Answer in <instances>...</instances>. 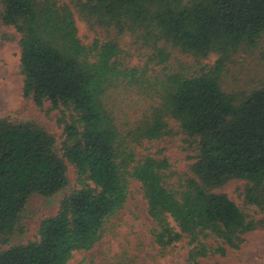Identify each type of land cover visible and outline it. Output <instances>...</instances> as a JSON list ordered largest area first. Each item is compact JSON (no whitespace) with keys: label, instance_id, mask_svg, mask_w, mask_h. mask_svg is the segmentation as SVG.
Returning a JSON list of instances; mask_svg holds the SVG:
<instances>
[{"label":"trees","instance_id":"obj_1","mask_svg":"<svg viewBox=\"0 0 264 264\" xmlns=\"http://www.w3.org/2000/svg\"><path fill=\"white\" fill-rule=\"evenodd\" d=\"M77 19L93 32L89 43ZM0 27L15 30L23 99L62 128L57 147L42 123L0 117V243L31 195L67 186L66 162L78 184L33 239L0 250V264H67L91 249L132 181L153 221L152 243L167 249L186 239L187 264L225 257L264 230V75L225 87L229 66L261 49L264 0H0ZM111 29L132 35L137 53ZM173 50L216 58L172 68ZM132 55L146 61L131 65ZM127 93L136 107L121 117L112 98ZM177 135L196 151L180 172L164 155L136 153L143 141ZM232 179L245 180L243 205L220 191Z\"/></svg>","mask_w":264,"mask_h":264},{"label":"rangeland","instance_id":"obj_2","mask_svg":"<svg viewBox=\"0 0 264 264\" xmlns=\"http://www.w3.org/2000/svg\"><path fill=\"white\" fill-rule=\"evenodd\" d=\"M76 23L79 37L84 43H89L94 37L93 32L85 22L77 19ZM101 31L98 30L100 33ZM112 34L116 35L114 30ZM15 36L14 28L0 27V117L16 121L35 120L42 123L56 134L58 147L62 128L54 119L46 117L22 97V77L19 73L20 50L15 43ZM117 38L123 49L132 54L137 53V45L132 35L124 33ZM172 53L170 62L172 68L183 64L197 69L200 62L213 63L216 58L213 55L209 59L197 61L194 57H188L177 50H173ZM128 61L131 65H141L146 61V57L132 55ZM154 69V74L160 73L159 66ZM263 72L264 41L258 52L239 58L229 66L225 87L242 88L244 84L254 86L264 75ZM131 94L115 95L112 98V102L120 110L121 117L124 112L128 116L133 115L136 102ZM136 153L138 156L164 155L169 159L171 168L180 172L194 161L193 156L196 151L195 144L188 137L177 135L152 142L143 141L136 148ZM66 164L67 186L51 196L31 195L8 244L0 243V250L33 239L39 222L44 217L54 214L63 197L78 188L74 167L68 162ZM244 183L245 180L232 179L222 186L220 191L226 193L237 204L243 205L239 193ZM247 211L253 213L254 209L247 207ZM152 225L153 221L147 214L146 203L139 185L132 181L129 185L127 201L124 207L109 219L105 235L91 249L75 251L67 264H187L186 257L189 250L187 240L183 239L171 248L161 249L152 243L150 235ZM215 260L221 264H264V230L249 233L240 248L229 251L225 257L203 258L201 262L210 264Z\"/></svg>","mask_w":264,"mask_h":264}]
</instances>
